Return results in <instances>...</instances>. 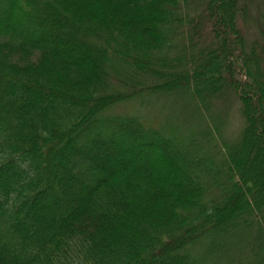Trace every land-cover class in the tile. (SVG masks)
I'll use <instances>...</instances> for the list:
<instances>
[{
  "label": "trees",
  "instance_id": "trees-1",
  "mask_svg": "<svg viewBox=\"0 0 264 264\" xmlns=\"http://www.w3.org/2000/svg\"><path fill=\"white\" fill-rule=\"evenodd\" d=\"M35 4L0 0V264H264V0Z\"/></svg>",
  "mask_w": 264,
  "mask_h": 264
},
{
  "label": "rangeland",
  "instance_id": "rangeland-1",
  "mask_svg": "<svg viewBox=\"0 0 264 264\" xmlns=\"http://www.w3.org/2000/svg\"><path fill=\"white\" fill-rule=\"evenodd\" d=\"M30 4H31V7L33 8L32 9V11L30 10V11H27L26 10V15H29V16H33L34 15V12H35V8H36V4H35V0H30ZM31 12L33 13V14H31ZM25 19V18H24ZM21 21V22H20ZM18 23H24L23 22V19H21ZM30 22H31V17H30ZM25 24V23H24ZM17 25V24H16ZM8 91V90H7ZM7 91H4L3 92V94H6V92ZM171 102H172V100H171ZM235 101H233V103L231 104V109H230V112H229V118H228V121H229V124L227 125L228 126V129H227V132H228V134L232 137H235L236 135H238V133H239V131H240V126H241V124H240V115L238 114V112H237V110H236V105H235ZM156 109H158V106L157 107H155ZM173 109L175 110V112L177 113V115H178V117L180 118H182V116H181V114H180V109L178 108V107H175V108H170V110H171V112H173ZM124 110V108H120L119 110H118V112H124L123 111ZM142 111H144V110H140L139 112H141L142 113ZM143 114V113H142ZM183 114V113H182ZM145 116H146V118L148 119V118H150L151 119V113L149 112V113H146L145 114ZM158 119H161V117H159V116H156ZM178 120H179V118L177 117V116H175ZM183 118H185V114H183ZM154 125L155 126H157V123H156V121H154ZM187 124H190V122L189 123H187ZM25 157V156H24ZM34 171L31 169V167H29V165L27 166H25V167H23V168H21L20 169V171H18V176H20L21 178H25L24 176H28V175H32V173H33ZM32 217L34 218L35 217V219L36 220H40L41 218H42V213H41V208H38L37 209V207H34L33 209H32ZM41 213V214H40ZM27 224H28V221H24L21 225L23 226V228L25 227V226H27Z\"/></svg>",
  "mask_w": 264,
  "mask_h": 264
}]
</instances>
